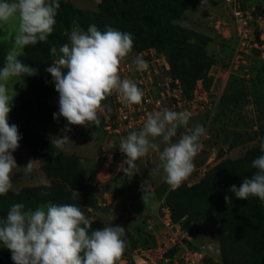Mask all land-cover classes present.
<instances>
[{
	"label": "clouds",
	"instance_id": "clouds-1",
	"mask_svg": "<svg viewBox=\"0 0 264 264\" xmlns=\"http://www.w3.org/2000/svg\"><path fill=\"white\" fill-rule=\"evenodd\" d=\"M206 0H202L205 3ZM60 8L59 0H0V28L11 20L17 21L14 44L23 48L44 42L53 32L55 17ZM70 44L59 48V56L49 67L59 93V112L54 119L64 117L70 125H100V114L105 101L114 92L121 102L140 104L144 92L135 82L121 79L120 64L133 48L131 33L111 27L106 31L90 25L86 32L73 30ZM53 56L57 48L50 49ZM133 63L138 71H147L149 64L141 56ZM66 70V72H65ZM37 69L24 64L13 51H9L5 66L0 69V195L12 189L13 170L18 167L13 152L20 146L22 135L8 118L14 95L7 82L13 77L34 76ZM108 111H111L110 107ZM191 112L163 108L147 116L139 131H131L122 138L120 152L126 155L125 173L135 168V162L150 151L159 153L160 164L155 169L164 173L165 182L175 190L195 170L194 159L202 150L201 137L206 129L196 124L188 129ZM181 127L188 129L176 142ZM165 145L161 151L156 139ZM68 137L52 141V146L64 150ZM260 151L264 153V139ZM30 160L25 174L34 170ZM257 171L251 178H244L239 187L232 185L230 191L239 199L258 197L264 201V154L252 161ZM73 199L79 197L73 189ZM229 203L230 198L225 197ZM146 203V196H143ZM94 220L86 216L74 203L51 204L46 209L25 210L22 203L13 204L6 218L0 220V241L11 251L14 264H118L126 248L125 228L116 224L93 229Z\"/></svg>",
	"mask_w": 264,
	"mask_h": 264
},
{
	"label": "trees",
	"instance_id": "trees-1",
	"mask_svg": "<svg viewBox=\"0 0 264 264\" xmlns=\"http://www.w3.org/2000/svg\"><path fill=\"white\" fill-rule=\"evenodd\" d=\"M59 3L54 25L56 32H52L44 42L23 47V52L17 55L24 64L36 68L37 74L20 76L24 87L8 118L10 125L18 126L22 135L20 142L26 146L29 156L39 162L50 182L23 186L17 192L9 190L7 194L0 195V220L6 218L10 207L16 203L24 204L26 211L35 210L47 203H74L81 210L96 207L93 186L83 178L78 156L56 152L45 133L28 127V124L34 122H58L62 129L69 125L62 116L54 119L53 113L59 112V93L55 90V84H51L45 77L49 74L46 68L53 63L50 49L59 33L64 31V36L60 35L64 40L67 38L66 33L73 27L86 32L90 25H96L102 32L111 27L131 33L132 50L154 47L168 58L171 73L180 80L187 96L196 81L206 76L210 67L206 53L198 42L203 36L193 30L172 25V21L179 18L185 9L184 0H167V5L161 10L138 15L136 26L114 23L105 14L78 8L70 1L59 0ZM189 37H194L195 42L188 43ZM253 52L257 56L258 51L254 49ZM238 79L232 76L229 82L234 84ZM227 95L231 104H234V94ZM102 103L110 106L109 97ZM256 129L259 137L264 136V117H258ZM246 154L248 157L249 153ZM240 161L243 160H221L207 168L198 181L191 185L183 182L175 190L164 187L160 196L164 193L163 198L171 209L173 220L181 221L185 227L187 220L201 219L218 223L217 240L224 264H264V201L255 196L239 199L230 191L232 185L240 186L245 173L243 171H246L247 178H251L257 171L252 163L246 166L242 163L240 165ZM73 189L79 193L75 199L72 196ZM226 196L231 200L229 203L225 200ZM93 220V229L116 224L125 228L127 248L123 255L129 254L137 246L138 240L134 239L127 225L120 220L112 219L107 223L96 218ZM144 242L147 240L144 239ZM0 264H14L7 247L0 255Z\"/></svg>",
	"mask_w": 264,
	"mask_h": 264
},
{
	"label": "rangeland",
	"instance_id": "rangeland-1",
	"mask_svg": "<svg viewBox=\"0 0 264 264\" xmlns=\"http://www.w3.org/2000/svg\"><path fill=\"white\" fill-rule=\"evenodd\" d=\"M87 0H80L81 3ZM98 0V11L105 14L112 22L121 25L136 26L138 22L136 17L147 12H157L167 5V0ZM247 7H253L255 9L261 10L264 15V0H240ZM185 2V0H184ZM74 3V2H73ZM74 3L76 6L81 7ZM163 3V4H162ZM186 5L189 6L188 10ZM83 9H88L92 7H84ZM172 25L175 28L193 30L203 36L199 45H202V49L206 53V59L210 63V72L216 74L220 67H225L232 56L233 47L235 45V33L234 27L232 26L231 18L225 4L222 0H206L202 3V0H186L185 9L181 13V16L172 21ZM17 21L11 20L3 28H0V69L5 66V59L8 52L11 50L14 54L22 52V48L14 44V35L17 30ZM73 30L80 31L78 28L73 27L70 31L66 33L67 38L62 39L64 31L58 34L56 40H54L53 46L57 48L56 56H53V61L59 56V48L65 44H70V34ZM53 32H56L54 27ZM62 34V35H61ZM61 35V36H60ZM188 43H194L195 38L189 37ZM52 46V47H53ZM251 53V52H250ZM249 54V53H248ZM243 54L245 62L248 65V75H245L243 69L235 71L231 74L232 76L238 77L234 84L229 82L230 78L222 92L219 104L216 108L214 115L211 120H207L205 114L197 117L195 119L189 120L188 129L192 128L196 124H201L207 127V139L204 143L206 145L201 150V152L195 157L194 164L195 170L190 175V177L184 181L185 183L190 182L191 184L198 181L201 177L203 169L209 168L205 165L207 160L209 150L212 146L218 150V162L224 159L230 160H243L241 163L248 166L252 163L256 157L264 154L260 150H257L261 139L256 134V124L258 117H264V63L257 58V56L252 52V54ZM244 65H241L243 67ZM66 72V70H65ZM46 80L51 84H55L51 73L45 76ZM212 84L214 82V76L211 75ZM20 81V77L11 78L7 84L10 89L11 94H15L17 91V83ZM229 88L231 90H229ZM228 88V90H227ZM234 94L236 102L231 104L227 94ZM222 98V99H221ZM15 98L13 97L11 109L15 103ZM230 102V103H229ZM18 102H16L17 104ZM228 104V105H227ZM43 123L34 122L28 124V127L41 130V125ZM49 126L47 128L46 135L48 139L52 142L61 137H67L66 133L72 134L71 131L75 130V137L85 140L88 139L91 132H95L96 136V150L97 157L100 160H105L111 158L112 160L123 163L126 159V155L120 156L118 154L119 144L121 137L127 136L130 132L110 139L109 136L101 128L95 124L89 123L87 126L83 125H68L65 129H62L58 122H46ZM188 129L181 127L177 130V134L172 138V142H176L182 134H184ZM68 131L65 133V131ZM140 129L134 130L138 131ZM113 140L111 143L110 141ZM103 142H110L108 146L111 153V157H106L101 151V146ZM20 146L12 154L17 162L18 167L13 170L12 176V189L17 192L23 186L46 184L50 182V178L42 171L39 162L36 160L34 162V170L25 174L24 166L25 164L20 161H30L32 159L27 150L26 146L19 142ZM64 150L56 148V152L63 153ZM249 153L248 157L247 154ZM217 162V163H218ZM216 163V164H217ZM205 169V170H206ZM245 172V173H244ZM46 175L48 180H45L43 174ZM243 179L246 178V171H243ZM243 180L239 183V185ZM188 184V185H191ZM46 208L49 204H43ZM84 213L86 211H83ZM151 216V215H148ZM147 217V216H146ZM144 220H133L125 223L133 237L137 241V245L141 244L147 240L148 234L146 232L147 223ZM92 219V218H91ZM107 223V222H106ZM217 222H211L209 220H187L185 223L189 235L192 239L198 243L202 248L205 249L210 255L215 259L220 260L219 246L217 240ZM5 246L0 242V255L5 250Z\"/></svg>",
	"mask_w": 264,
	"mask_h": 264
},
{
	"label": "built area",
	"instance_id": "built-area-1",
	"mask_svg": "<svg viewBox=\"0 0 264 264\" xmlns=\"http://www.w3.org/2000/svg\"><path fill=\"white\" fill-rule=\"evenodd\" d=\"M222 1L234 27L235 45L227 65L213 74L214 82L208 85L206 77L198 79L187 96L180 80L171 73L169 60L163 53L154 47L132 50L121 61L120 76L121 79L135 82L145 95L140 104L121 102L116 92L109 96L110 106L106 105L99 118L101 128L110 139L141 129L149 114L163 108L178 112L187 110L192 114L191 119L205 114L210 121L231 74L241 69L245 75L249 74L243 54L251 55L256 49L257 57L264 61V15L261 10L247 7L240 0ZM138 55L148 62L147 71L136 69L133 61ZM108 107L111 111H108ZM207 137H201L202 149ZM101 151L107 158L111 157L109 148L104 144ZM118 154L123 155L119 149ZM218 157V150L212 146L205 165L216 164ZM145 221L147 242H141L129 254L123 255L118 264H224L196 243L181 221L173 220L164 198L156 214L147 216Z\"/></svg>",
	"mask_w": 264,
	"mask_h": 264
},
{
	"label": "crops",
	"instance_id": "crops-1",
	"mask_svg": "<svg viewBox=\"0 0 264 264\" xmlns=\"http://www.w3.org/2000/svg\"><path fill=\"white\" fill-rule=\"evenodd\" d=\"M65 1H70L73 5H75L74 3L78 5L81 3L80 0ZM162 2L164 3L163 0ZM81 4V7L75 6L78 8H82V6L92 7L93 9L96 7L95 11H98V0H87L83 1ZM188 8L189 6L186 5L187 10ZM210 68L211 67L208 68L206 76L202 77H206L208 85H211V75H213V73L210 72ZM7 84H9V82H7ZM23 87L24 82L20 77V81L17 83V91H15L14 95L16 102H18V95L21 93ZM16 102L13 107L16 105ZM40 125L41 130L37 131L46 134L49 126L46 123ZM71 132L72 134H70V132L67 134L69 139L64 147L63 153L78 156L80 165L83 169V178L87 183L93 186V193L96 197L95 208L88 207L82 210L86 211V216L92 219H100L104 222L118 219L123 223H128L133 220H140L142 222L144 217L156 214L158 206L164 196V193L160 196L163 188H170L163 178L164 173L162 169L159 172L155 171L160 164L159 153L150 151L146 156L139 158L135 162L136 166L131 172L125 173L123 169L127 167V165L124 162L119 163L111 158L100 160L97 157V139L95 132H91L88 139L85 140L75 137V130ZM124 137H121V139ZM155 142L160 144L162 151L165 145L161 143L160 138H157ZM109 143L110 142H108V144L103 142L107 147L111 145ZM17 161L25 165L29 162L24 160ZM202 175L203 174H201V176ZM43 177L45 180H48L45 174H43ZM187 184L191 183L188 182ZM144 195L146 196V203L143 202ZM39 207L42 208L44 206L42 204Z\"/></svg>",
	"mask_w": 264,
	"mask_h": 264
}]
</instances>
